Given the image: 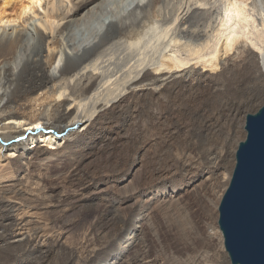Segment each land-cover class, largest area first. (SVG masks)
<instances>
[{
	"label": "bare ground",
	"instance_id": "6f19581e",
	"mask_svg": "<svg viewBox=\"0 0 264 264\" xmlns=\"http://www.w3.org/2000/svg\"><path fill=\"white\" fill-rule=\"evenodd\" d=\"M17 3L10 14L0 12V139H25L0 143V264H158L143 240L156 212L172 210L189 195L208 197L201 191L206 182L215 209L222 200H215L217 185L229 186L233 129L264 96V0ZM137 117L158 126L169 119L177 136L183 130L187 136L173 165L157 177L123 197L111 186L114 192L99 201L100 186L114 181L98 171L101 160ZM47 125L66 132L57 140L39 130ZM220 139L227 142L220 150L209 145ZM192 149L197 158L189 156ZM62 158L67 169L57 184L85 204L99 203L75 246L56 232L65 221L34 217L33 199L22 191L43 185L41 170ZM183 211L182 237L196 251L184 263L232 264L221 229L198 227L189 204Z\"/></svg>",
	"mask_w": 264,
	"mask_h": 264
},
{
	"label": "rangeland",
	"instance_id": "374dc122",
	"mask_svg": "<svg viewBox=\"0 0 264 264\" xmlns=\"http://www.w3.org/2000/svg\"><path fill=\"white\" fill-rule=\"evenodd\" d=\"M5 1L7 0L4 1L0 0V12L3 11L4 13L10 14L12 11L18 9L19 6L17 2H19V0H8L7 2H11L10 5L8 6L2 5ZM263 105H264V96L260 97L258 101L255 102L253 106L254 108L246 109V111L242 115L243 116L242 122L239 125L240 128L233 129L234 142L230 143L229 149L227 150L230 153L227 161V166L231 177L236 165V151L238 145L239 143L243 142L246 139L247 132L245 130V125L247 121V116L255 115L256 113H258V111L262 108ZM150 122L148 123L149 125L148 124L145 125V123L143 122V117L134 118L130 126L126 129L125 132H123V138H122L123 141L121 140L119 142L118 146H116V150H114L111 154H107V156L106 155L103 156L101 160L103 166L98 171L101 173V175H107L109 177L112 176V178L111 177L110 178L114 179L115 182L113 181L111 183L104 184V186H100L99 189L100 191L98 195L99 201H103L104 199H106V196L112 194L114 190L118 193L120 197H123L126 194L129 195L130 189L132 187H137L139 185L146 183L147 181L153 179V177L154 178L157 177L158 171H163L168 166L173 165L174 155L176 154L178 149L181 148L182 143L184 142V139L187 136L186 130H183L184 134L177 136L175 134L176 132V130L174 129L175 127L172 126L169 119H162L161 123L159 122V126L155 125V122L153 123V121ZM178 123L179 125L180 123L181 124L185 123V125H187V122H184L183 120H181V122ZM49 127L50 126L47 125L46 130L50 129ZM160 127L163 128V130ZM70 129L76 130L77 128L76 126H74ZM226 132H227V128L224 127L223 133ZM49 135H54V134H49ZM198 135L199 134L197 132L193 134V136L195 137H198ZM54 138H56L57 140L61 139L56 135H54ZM40 143L41 141L38 142V144ZM226 143L227 142H224V140L220 139V140L210 141L209 145H213L220 150V148ZM196 153L197 151H195V149H192L190 151L189 156L191 155L190 157H195ZM66 165L67 163L63 158L57 163L49 164L47 166L48 168L46 167L45 169L41 170L42 174L39 176L40 178H42L41 182L43 181L42 182L43 185L39 187H35L34 184L32 185L28 184L27 186L25 185L23 187L22 191H25L28 195L32 197L31 199H33L31 200V202L33 203L31 202L30 203L32 206L36 207L32 211L34 213V217L38 215L37 218L39 219L60 218L65 221L63 225L65 227L58 228V231L56 229V232L59 234L64 244L69 246L70 245L75 246L80 241L85 229L90 227L91 223L96 217L98 212L97 206L99 205V203L96 202L95 204L92 205L85 204L86 201H82L80 199L81 197L78 194H76L74 191H72L67 187L65 188L61 187L60 185L57 184L58 181L56 182V180L58 178V175L60 177L62 176V173L63 174L65 173L67 169ZM225 173H227V170ZM53 175H55V177ZM125 176H128L127 181L123 184H120L121 179ZM208 185H209L208 182H206L205 186H201L202 193L203 194L206 193L208 197H194L189 195L185 197L183 200H181L182 202L178 203L180 204L179 205L180 207L175 205L178 209L174 206L176 209L173 208L172 210H170L171 213L169 210H168L169 213L167 210H165L167 211L165 212L166 214L164 213V211H162L164 215L162 212L161 214L156 212V217H155V219L157 218L156 221L153 224L147 223L145 225L144 235L146 237L143 240L145 242L144 246L146 245L148 246V248H146L147 249L146 251L149 253L150 257L152 258L158 257L160 259V260L158 259L159 263L162 264H185L184 263L185 258H189L191 261L190 257L196 255V251L194 250V247L186 245L184 238L182 237L183 227L184 228L187 227L186 226L187 223L185 224V221H183L186 220V216L184 215L185 210L183 211V208L185 209L188 204L190 205L192 211L194 212L195 221L196 223H198V227L202 229L209 228V230H211V227L214 225L217 231V227H219V225H217L219 219V213H218L219 205L218 207L216 206L217 208L214 209L213 203L209 201L214 197L212 198L210 197L209 194L211 193H209L210 189L207 188ZM30 186L31 189L28 188ZM111 186L112 187L114 186L113 187L114 190ZM47 188H49L50 190ZM226 189L227 186L217 185L215 192L217 191L219 192L216 193L215 200L222 198V195L224 194ZM31 190H33V193ZM35 190L36 191L38 190L37 193H35ZM44 192L46 193L48 192L52 194V196L49 198H43L42 195ZM213 200L214 199H212V201ZM57 201L60 202L61 204L58 203ZM40 203H42L43 206ZM40 205L41 207H39ZM128 211H129L128 208H125L122 211H120V215L121 216L125 215L128 213ZM214 216L216 218H214ZM140 247H141L140 250H142L143 247L142 246ZM197 249L201 250L203 248L200 245L199 247H197ZM209 250L211 251L212 249ZM215 250L217 251L216 247L214 249V252ZM222 251L225 254L224 252L225 250L223 249V247H222ZM211 254L212 253H210V255ZM226 262L230 264V262L227 259ZM217 263L218 261H214V260L212 262V264H217Z\"/></svg>",
	"mask_w": 264,
	"mask_h": 264
},
{
	"label": "water",
	"instance_id": "95a60500",
	"mask_svg": "<svg viewBox=\"0 0 264 264\" xmlns=\"http://www.w3.org/2000/svg\"><path fill=\"white\" fill-rule=\"evenodd\" d=\"M245 130L218 225L232 264H264V105L247 116Z\"/></svg>",
	"mask_w": 264,
	"mask_h": 264
},
{
	"label": "snow or ice",
	"instance_id": "6c2138e0",
	"mask_svg": "<svg viewBox=\"0 0 264 264\" xmlns=\"http://www.w3.org/2000/svg\"><path fill=\"white\" fill-rule=\"evenodd\" d=\"M37 127H39V125H37Z\"/></svg>",
	"mask_w": 264,
	"mask_h": 264
}]
</instances>
